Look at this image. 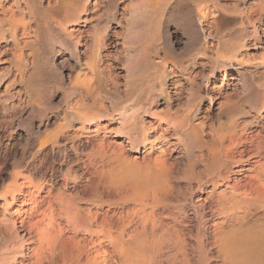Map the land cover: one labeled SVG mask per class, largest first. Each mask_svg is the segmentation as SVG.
I'll use <instances>...</instances> for the list:
<instances>
[{
    "label": "rangeland",
    "instance_id": "1",
    "mask_svg": "<svg viewBox=\"0 0 264 264\" xmlns=\"http://www.w3.org/2000/svg\"><path fill=\"white\" fill-rule=\"evenodd\" d=\"M254 1L0 0V223L18 229L0 226V259L31 262L52 204L95 215L77 239L102 264H221L215 235L264 220L241 201L264 163ZM254 130L262 153L239 163Z\"/></svg>",
    "mask_w": 264,
    "mask_h": 264
},
{
    "label": "bare ground",
    "instance_id": "2",
    "mask_svg": "<svg viewBox=\"0 0 264 264\" xmlns=\"http://www.w3.org/2000/svg\"><path fill=\"white\" fill-rule=\"evenodd\" d=\"M194 2V1H193ZM250 7L246 10V17L244 19H247L248 24L251 26V30H248V33L245 35L243 40V47L245 48L247 46V43L251 38H255L257 40H260L263 38L264 40V25L261 27L259 26L264 21V0H255L252 2ZM240 20V19H239ZM258 23V25H256ZM253 25V27H252ZM246 26V25H245ZM248 26V25H247ZM248 28V27H247ZM246 28V29H247ZM246 33V32H245ZM251 35V36H250ZM241 133V132H240ZM255 130L251 131L249 133H245L246 138H244L247 143H250L252 148H247L246 150L240 151V159L239 163L243 160V154H248L249 156L252 154H258L262 153V149L260 151L259 148V142H262L259 139H262L263 137L262 131H258L256 134ZM241 135V134H240ZM243 138V137H242ZM258 139V140H256ZM231 140V139H230ZM221 142V141H220ZM224 143V142H223ZM244 143V142H243ZM239 144V142H238ZM261 144V143H260ZM73 145V144H72ZM246 145V144H245ZM263 145V144H262ZM233 149H237V145H233ZM249 146V145H248ZM245 147V146H244ZM261 147V146H260ZM263 147V146H262ZM230 148V147H229ZM226 150V149H225ZM238 150V149H237ZM231 151V150H230ZM218 153V152H217ZM264 153V152H263ZM226 154V153H225ZM229 154V153H227ZM231 154V153H230ZM208 155V154H207ZM264 155V154H263ZM257 156V155H255ZM216 157V155H215ZM225 157V156H224ZM227 158V157H226ZM229 158V157H228ZM211 159V158H210ZM216 159V158H215ZM247 159V158H246ZM264 159V158H263ZM222 160V159H221ZM226 160V159H225ZM245 160V159H244ZM233 161V160H232ZM211 162V161H210ZM227 162V160H226ZM234 162V161H233ZM237 162V163H238ZM224 163V162H223ZM230 163V162H228ZM259 163V160L256 162ZM263 163V162H262ZM225 164V163H224ZM264 164V163H263ZM262 164V165H263ZM223 164H220V167ZM227 165V164H226ZM229 165V164H228ZM237 165V164H236ZM256 166L253 168L254 174V181L250 182L248 185H246L243 191V194L245 195H251L252 198L248 199L243 197L241 198V201L248 204L250 207L252 206L255 209H263L264 210V167L263 166ZM219 166V165H218ZM262 167V168H260ZM211 168V167H210ZM224 168V166H223ZM260 168V169H259ZM88 169V168H87ZM219 169V168H217ZM226 169V168H225ZM214 170V169H213ZM216 170V168H215ZM221 170V169H219ZM249 170V169H248ZM212 171V170H211ZM218 171V170H217ZM246 171V168H240L238 172ZM229 176H224L222 171H219V174L212 175V181L218 182L219 180L222 181H229ZM211 178V177H210ZM92 180V179H91ZM252 180V179H251ZM88 181V180H87ZM213 183V185H214ZM89 185V184H88ZM216 185V184H215ZM237 190H240L237 189ZM233 192V191H232ZM231 200H234L238 195L239 192H233L232 193ZM25 196H29L30 199L33 198L32 194H25ZM60 197V196H59ZM237 199V198H236ZM28 200V199H27ZM226 200V199H225ZM240 200V199H239ZM70 202V201H69ZM26 203V198H24L21 201V205ZM50 203V202H49ZM58 203V202H57ZM67 203V202H66ZM71 204V203H70ZM151 204V203H150ZM245 204V205H246ZM146 205V204H145ZM155 205H157L155 203ZM232 203L230 204V206ZM237 201L233 202V208H237ZM242 205V203H241ZM55 206V205H54ZM52 204L51 206H48L47 210L41 212L38 215L33 216V219L35 220L37 217H40L38 220L34 222L28 223V228L30 230H33V232H36V234L39 236L38 239V247L33 251L32 255L28 256L29 261H31L29 264H102V261L94 260L95 256L91 257L92 254V248L91 243L92 241H88L87 237H83L82 239H77L79 234H84L86 236L87 234L91 233L93 234V231H91V226L94 225L95 222V215L91 211L83 212V217H80V213L77 212H71V211H58V208L54 207ZM57 206V205H56ZM203 207V206H202ZM211 205V209H212ZM227 207V206H226ZM242 207V206H241ZM240 207V208H241ZM248 207V206H246ZM141 208V207H140ZM214 208V207H213ZM243 208V207H242ZM60 209H63L60 207ZM59 209V210H60ZM152 209V208H151ZM221 209V208H220ZM69 210V209H67ZM84 210V209H83ZM213 210V209H212ZM222 210V209H221ZM230 210V209H229ZM141 211V210H140ZM213 212V211H212ZM219 212V211H218ZM241 212V211H240ZM138 213V212H137ZM152 213V211H151ZM80 214V215H79ZM96 214V213H94ZM133 214V213H132ZM131 214V215H132ZM201 214V213H200ZM245 214V213H244ZM140 215V214H139ZM138 215V216H139ZM144 215V214H143ZM142 215V216H143ZM129 216V215H128ZM148 216V215H147ZM161 216V215H160ZM97 217V216H96ZM155 217V215H154ZM153 217V218H154ZM113 218V217H112ZM121 218V217H120ZM125 218V217H124ZM128 218V217H127ZM140 218V216H139ZM142 218V217H141ZM144 218V217H143ZM146 218V217H145ZM159 218V217H158ZM262 218V217H260ZM259 218V219H260ZM107 219V218H104ZM244 219V218H243ZM248 219V218H247ZM264 219V218H262ZM66 220V224H63L62 221ZM117 220V219H116ZM146 220V219H145ZM154 220V219H153ZM238 220V219H237ZM261 220V219H260ZM32 221V220H31ZM122 221V220H119ZM157 221V220H156ZM242 221V220H241ZM248 221V220H247ZM254 222V221H253ZM3 223V224H2ZM105 222L100 223L101 226H104ZM108 223V222H107ZM118 223V222H117ZM125 223V222H124ZM236 223V222H235ZM239 223V222H238ZM249 223V222H248ZM111 224V222H110ZM121 224V223H120ZM106 225V224H105ZM113 226V224H111ZM146 225V224H145ZM153 225V223H152ZM156 225V224H155ZM0 226H8L13 233H17L18 229H16L15 225L12 221L5 220L4 222L0 223ZM27 226V225H26ZM100 226V227H101ZM116 226H119L116 225ZM126 226V225H125ZM138 226V225H137ZM151 226V225H150ZM154 226V225H153ZM204 226V225H203ZM98 227V226H97ZM107 227V226H106ZM161 227V226H160ZM229 227V226H228ZM110 228H112L110 226ZM116 228V227H114ZM134 228V227H133ZM168 228V227H167ZM244 228V229H243ZM135 229V228H134ZM194 229V228H193ZM27 230V229H26ZM93 230V229H92ZM110 230V229H109ZM113 229H111L112 231ZM117 230V229H116ZM169 230V229H168ZM203 230V229H202ZM224 230V229H223ZM229 230V229H228ZM119 236H123L125 229L121 226L119 228ZM132 231V230H131ZM135 231V230H134ZM137 231V230H136ZM164 231V230H163ZM113 232V231H112ZM201 232V231H200ZM218 232V231H217ZM117 233V232H116ZM131 234L133 232H130ZM136 233V232H135ZM151 233V232H150ZM98 234V233H97ZM112 234V233H111ZM138 234V233H137ZM159 234V233H157ZM216 234V232H215ZM96 235V234H95ZM134 235V234H133ZM199 235V234H198ZM205 235V234H204ZM129 236V235H128ZM127 236V237H128ZM140 236V235H139ZM150 236V235H149ZM141 237V236H140ZM157 237V236H156ZM169 237V236H168ZM177 237V236H176ZM21 238V237H20ZM25 236L20 240L21 247L25 245ZM132 238V237H130ZM129 238V239H130ZM155 238V237H153ZM159 238V237H158ZM196 238V237H195ZM207 238V236H206ZM205 238V239H206ZM19 239V237H18ZM122 239V238H120ZM134 239V238H133ZM137 239V238H136ZM216 242L219 245V248L216 250H220V258H221V264H264V220L257 221L255 223L250 222V224L246 228L245 226H240L238 228L232 227L230 231H221V233H218L215 235ZM123 240V239H122ZM146 240V239H145ZM163 240V239H162ZM131 241V240H127ZM137 241V240H136ZM170 241V240H169ZM176 241V240H175ZM180 241V240H179ZM208 241V239H207ZM206 241V242H207ZM126 242V241H124ZM135 241L131 242L132 244ZM164 242V241H163ZM202 242V241H201ZM200 242V244H201ZM210 242V241H209ZM26 243V242H25ZM127 243V242H126ZM161 243V242H160ZM24 244V245H23ZM131 244V245H132ZM208 244V243H207ZM129 247V244H127ZM130 245V246H131ZM142 245V244H141ZM164 245V244H163ZM179 245V244H178ZM202 245V244H201ZM166 246V245H165ZM194 246V245H193ZM217 246V245H216ZM127 247V246H126ZM132 247V246H131ZM144 247V246H143ZM186 248V247H185ZM194 248V247H193ZM202 248V247H201ZM211 248V246H210ZM123 249V248H121ZM139 249V248H138ZM207 249V248H205ZM209 249V248H208ZM96 250V249H95ZM94 250V251H95ZM134 250V249H133ZM145 249L143 248V251ZM180 250V249H179ZM194 250V249H193ZM212 250V249H210ZM119 251V250H118ZM129 251V249H128ZM127 251V252H128ZM162 251V250H161ZM183 251V249H182ZM185 251V250H184ZM109 252V250H108ZM124 251H120L122 255L125 254ZM126 252V253H127ZM159 252V250H158ZM180 252V251H179ZM95 253V252H94ZM100 253V252H99ZM104 253V252H102ZM183 253V252H182ZM200 253V252H199ZM146 254V253H145ZM172 254V253H171ZM186 254V252H185ZM204 254V253H202ZM9 254L3 255V257L0 259V264H10L9 261L12 259V257L8 256ZM126 255V254H125ZM129 255V254H128ZM174 255V254H173ZM210 255V254H209ZM140 256V255H139ZM185 256V255H184ZM212 256V255H211ZM126 257V256H125ZM124 257V258H125ZM199 257V255H198ZM205 257V256H204ZM219 257V255H218ZM22 258V256H21ZM145 258V257H144ZM180 258V257H179ZM202 258V257H201ZM184 259V258H183ZM186 259V257H185ZM209 259V258H208ZM160 260V259H159ZM199 259L196 261L198 262ZM206 260V259H205ZM139 261V260H138ZM182 261V260H181ZM22 262V261H21ZM129 262V260H128ZM141 262V261H140ZM168 262V261H167ZM186 262V261H185ZM184 262V263H185ZM189 262V261H188ZM127 263V262H126ZM130 263V262H129ZM138 263V262H137ZM143 263V262H142ZM146 263V262H145ZM152 263V262H151ZM174 263V262H173ZM172 263V264H173ZM181 263V262H180ZM209 263V261H208ZM147 264V263H146ZM153 264V263H152ZM177 264V263H176ZM202 264V263H200ZM205 264V263H203Z\"/></svg>",
    "mask_w": 264,
    "mask_h": 264
}]
</instances>
